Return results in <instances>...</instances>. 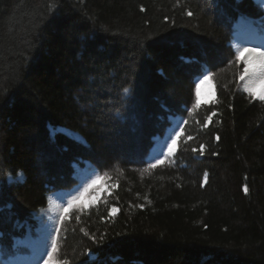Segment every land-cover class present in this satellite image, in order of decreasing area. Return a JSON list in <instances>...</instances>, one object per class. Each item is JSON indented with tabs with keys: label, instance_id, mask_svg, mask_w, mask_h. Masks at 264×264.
Listing matches in <instances>:
<instances>
[{
	"label": "trees",
	"instance_id": "16d2710c",
	"mask_svg": "<svg viewBox=\"0 0 264 264\" xmlns=\"http://www.w3.org/2000/svg\"><path fill=\"white\" fill-rule=\"evenodd\" d=\"M244 47L260 0H0V264H264Z\"/></svg>",
	"mask_w": 264,
	"mask_h": 264
},
{
	"label": "snow or ice",
	"instance_id": "6c2138e0",
	"mask_svg": "<svg viewBox=\"0 0 264 264\" xmlns=\"http://www.w3.org/2000/svg\"><path fill=\"white\" fill-rule=\"evenodd\" d=\"M261 4H264V0H260ZM187 15L191 16L192 13L189 11L187 13ZM247 53L248 57H254L256 60V66L250 70L249 68V60L247 58H245L243 60L244 63V69L243 72L240 73V79L244 80V91L248 92L250 96L254 95L253 93V87L255 85V83L259 82V81H264V51H260L258 48H240L237 49L236 51V60L240 61L241 57H244L245 54ZM245 77H247L248 79L245 80ZM208 75L205 74L204 76V80L201 81V83H204L208 80ZM251 82V83H250ZM199 90V85H197V92ZM261 100H264V95L260 96ZM210 119V117H209ZM176 140L172 139L171 144H167L166 148H167V153H161V155H166V156H172L174 153V149H173V145H175ZM203 145L200 146V154L203 155ZM193 152L197 151L196 149L192 150ZM163 161L160 159L156 160V163L150 164L151 168H155L157 167L158 164H162ZM245 192L248 191L247 187H245ZM85 191H87V189H85ZM72 201L69 202V207H72ZM112 211H116V209H112ZM63 220V216H61V221ZM57 233H59V229H56ZM87 235V233H85ZM50 251H46L41 253V256L46 255L47 259L44 260V264H59L58 261L54 260V257L57 253V240L56 239H52L51 240V244H50ZM37 264H39V262H37Z\"/></svg>",
	"mask_w": 264,
	"mask_h": 264
}]
</instances>
